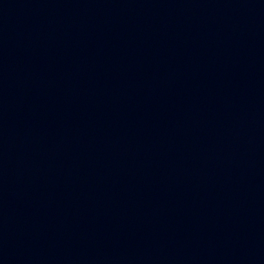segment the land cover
<instances>
[{
  "label": "water",
  "instance_id": "water-1",
  "mask_svg": "<svg viewBox=\"0 0 264 264\" xmlns=\"http://www.w3.org/2000/svg\"><path fill=\"white\" fill-rule=\"evenodd\" d=\"M0 264H264V0H0Z\"/></svg>",
  "mask_w": 264,
  "mask_h": 264
}]
</instances>
